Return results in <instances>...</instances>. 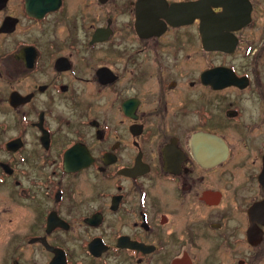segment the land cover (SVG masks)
Instances as JSON below:
<instances>
[{
  "label": "flooded vegetation",
  "instance_id": "1",
  "mask_svg": "<svg viewBox=\"0 0 264 264\" xmlns=\"http://www.w3.org/2000/svg\"><path fill=\"white\" fill-rule=\"evenodd\" d=\"M0 264H264V0H0Z\"/></svg>",
  "mask_w": 264,
  "mask_h": 264
},
{
  "label": "water",
  "instance_id": "2",
  "mask_svg": "<svg viewBox=\"0 0 264 264\" xmlns=\"http://www.w3.org/2000/svg\"><path fill=\"white\" fill-rule=\"evenodd\" d=\"M180 9H181V10L184 9L185 11H188V10H191V9H192V5H190V6H189V5H180V6H179V10H180ZM245 22H246V23L249 22V19H248V20L246 19Z\"/></svg>",
  "mask_w": 264,
  "mask_h": 264
}]
</instances>
